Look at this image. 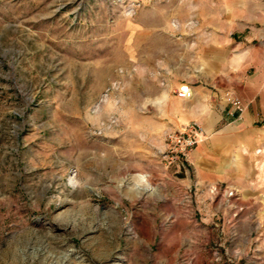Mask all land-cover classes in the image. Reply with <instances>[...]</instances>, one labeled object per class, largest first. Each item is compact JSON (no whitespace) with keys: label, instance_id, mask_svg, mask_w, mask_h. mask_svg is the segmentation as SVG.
Returning <instances> with one entry per match:
<instances>
[{"label":"rangeland","instance_id":"1","mask_svg":"<svg viewBox=\"0 0 264 264\" xmlns=\"http://www.w3.org/2000/svg\"><path fill=\"white\" fill-rule=\"evenodd\" d=\"M220 8L0 0V264H264L258 186L167 158L197 122L169 130L158 98Z\"/></svg>","mask_w":264,"mask_h":264},{"label":"crops","instance_id":"2","mask_svg":"<svg viewBox=\"0 0 264 264\" xmlns=\"http://www.w3.org/2000/svg\"><path fill=\"white\" fill-rule=\"evenodd\" d=\"M219 4V25L187 44L193 57L187 79L167 84L168 92L158 100L171 118L169 130L197 122L207 133L186 164L204 185L236 187L239 180H251L257 195L264 196L259 189L264 184V0ZM165 69L174 71L173 66ZM184 83L191 87V98L176 95ZM228 98L240 100L243 111Z\"/></svg>","mask_w":264,"mask_h":264},{"label":"built area","instance_id":"3","mask_svg":"<svg viewBox=\"0 0 264 264\" xmlns=\"http://www.w3.org/2000/svg\"><path fill=\"white\" fill-rule=\"evenodd\" d=\"M192 91L190 86L182 85L179 88L178 97L183 99L191 98ZM228 101L234 106L236 111L242 112L244 107L240 100L228 98ZM207 140V133L203 127L193 123L183 130L171 132L167 135L168 155L167 158L174 162L176 159L187 161L191 153L197 146ZM169 155H171L169 157Z\"/></svg>","mask_w":264,"mask_h":264},{"label":"bare ground","instance_id":"4","mask_svg":"<svg viewBox=\"0 0 264 264\" xmlns=\"http://www.w3.org/2000/svg\"><path fill=\"white\" fill-rule=\"evenodd\" d=\"M142 183H143L142 178L138 177V178L136 179V184H137V186H143Z\"/></svg>","mask_w":264,"mask_h":264}]
</instances>
